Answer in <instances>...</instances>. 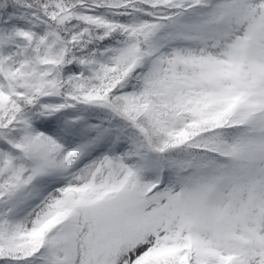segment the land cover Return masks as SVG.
I'll list each match as a JSON object with an SVG mask.
<instances>
[{"label":"snow or ice","instance_id":"6c2138e0","mask_svg":"<svg viewBox=\"0 0 264 264\" xmlns=\"http://www.w3.org/2000/svg\"><path fill=\"white\" fill-rule=\"evenodd\" d=\"M0 264H264V0H0Z\"/></svg>","mask_w":264,"mask_h":264}]
</instances>
